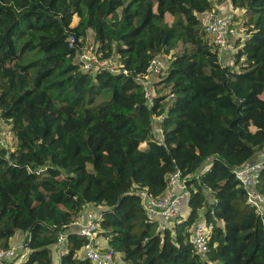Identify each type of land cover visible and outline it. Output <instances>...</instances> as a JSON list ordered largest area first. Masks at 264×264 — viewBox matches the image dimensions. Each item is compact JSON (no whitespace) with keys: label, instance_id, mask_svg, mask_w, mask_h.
<instances>
[{"label":"trees","instance_id":"1","mask_svg":"<svg viewBox=\"0 0 264 264\" xmlns=\"http://www.w3.org/2000/svg\"><path fill=\"white\" fill-rule=\"evenodd\" d=\"M225 1L245 20L232 66L198 18ZM89 34L128 76L80 70L68 38L84 46ZM155 56L168 66L148 108L135 76ZM0 119L15 140L0 148V249L23 234L24 264H53L58 233L87 204L106 207L100 235L125 264H264V216L233 174L264 152V0H0ZM208 163L187 219L159 232L137 192L162 195L170 174ZM256 188L264 198V167ZM199 212L211 225L204 255L190 243ZM67 241L59 264H91L76 256L84 238Z\"/></svg>","mask_w":264,"mask_h":264},{"label":"built area","instance_id":"2","mask_svg":"<svg viewBox=\"0 0 264 264\" xmlns=\"http://www.w3.org/2000/svg\"><path fill=\"white\" fill-rule=\"evenodd\" d=\"M198 18L209 42L217 50L219 62L225 66H232V56L241 48L240 45L245 39L239 35L240 28L234 21L233 14L220 13L214 8L199 14ZM68 42L69 48L75 50L74 62L83 73L93 75L99 70H104L112 75H129L116 57L100 59L93 48L86 52L84 46H80V41L73 35L69 36ZM167 60L168 57L155 56L151 59L146 72L135 76L136 82L142 86L143 97L148 108H152L154 105L155 84L165 75L168 66ZM153 120L154 131L158 134V143L163 145L159 126L164 122L165 114L156 116ZM4 132V123L0 119L1 147L5 143ZM209 167L208 163L194 176H183L180 170H176L169 175L165 192L157 197L151 196L146 189L137 192L146 218L152 224H159V232L163 233L168 230L169 225L180 220L185 210L189 209L188 202L192 189L190 183ZM263 167L264 159L251 160L241 167L235 168L233 174L245 191L247 204L254 208L258 214L264 216V198L256 188L259 173ZM93 205H85L83 209L85 212L82 213V210L73 222L64 226L63 230L58 233L56 243L53 245L54 254L59 259L66 255L68 253V235L76 234L85 240L83 247L76 254L77 258L89 261L91 264H121V255L114 254L108 247L104 248L102 237L99 236V222L103 209ZM210 233L211 225L208 224L204 214L199 212L190 230V243L196 254L204 255L208 252ZM27 254L28 250L25 248L23 240L20 243L13 242L8 249H0V264H24ZM122 263L125 264L123 261Z\"/></svg>","mask_w":264,"mask_h":264},{"label":"rangeland","instance_id":"3","mask_svg":"<svg viewBox=\"0 0 264 264\" xmlns=\"http://www.w3.org/2000/svg\"><path fill=\"white\" fill-rule=\"evenodd\" d=\"M230 6H231L230 3L228 1H225L223 3V5H222V9L221 10H218V9H215V10L218 11V12H220V13H224V14H227V13L233 14L234 21L239 25V28H240V30H239L240 37H246L245 28H243V23L245 21L244 20L243 11L237 10V9H233L232 7L230 8ZM166 20L168 22H170L171 21V17H166ZM77 22H78V19L76 17H74L71 26H75L77 24ZM85 41L86 42H85L84 48H85L86 52L88 50H90L91 48H94L92 36L90 34L88 35V37H87V39ZM110 98H111V94L110 93L104 94L103 96H101L97 100V102H104L106 100H109ZM10 128H11L10 125H8L6 123L4 124V129H5V132H4V137H5L4 138V142L5 143H4V146L3 147L0 146V148L11 149V150L14 148V142H15V140L13 138V135H12L11 131H10ZM262 154H264V152ZM99 207H100L99 209H102L103 206H99ZM105 209H106V207H103V210H105ZM84 212H85V210H83L82 213H84ZM189 212H190L189 209H186L185 210L184 215L181 217L180 220H178L179 223H180V221L182 222V221H185L187 219V217L189 216ZM178 221L171 223L169 225V229L171 230L174 227L175 223H178ZM155 224H156V227L159 230V228H160L159 224L158 223H155ZM19 236H20V238L18 240H15L14 243H20L22 241L23 234H19ZM99 236H101V235L99 234ZM51 252H52L53 264H59V258L55 256L54 250H53V246L51 247Z\"/></svg>","mask_w":264,"mask_h":264},{"label":"crops","instance_id":"4","mask_svg":"<svg viewBox=\"0 0 264 264\" xmlns=\"http://www.w3.org/2000/svg\"><path fill=\"white\" fill-rule=\"evenodd\" d=\"M222 5H223V4H221V5H219V6H215V9L221 10V9H222ZM230 7H231V6H230ZM142 146H144V144H142ZM262 159H264V154L257 155L256 157H254V158L252 159V161H258V160H262ZM208 195H209V194H208ZM209 197H211V195H210ZM102 209H103V207H102ZM187 209H188V208H187ZM180 222H181V221H180ZM178 223H179V221H178ZM100 237H102V236H100ZM19 238H20V236H19V234L17 233V234L15 235V237H14V239H13L12 242H14L15 240H18ZM102 241H103V244H104V248H107V247H108L107 240H105V238L102 237ZM120 262H121V264H123L121 260H120Z\"/></svg>","mask_w":264,"mask_h":264},{"label":"clouds","instance_id":"5","mask_svg":"<svg viewBox=\"0 0 264 264\" xmlns=\"http://www.w3.org/2000/svg\"><path fill=\"white\" fill-rule=\"evenodd\" d=\"M246 38V37H245Z\"/></svg>","mask_w":264,"mask_h":264}]
</instances>
